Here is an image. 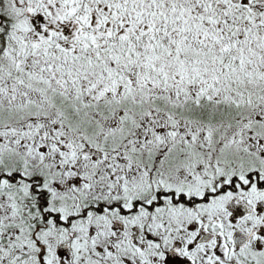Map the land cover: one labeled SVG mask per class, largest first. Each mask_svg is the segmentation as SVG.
<instances>
[{"label":"snow or ice","instance_id":"6c2138e0","mask_svg":"<svg viewBox=\"0 0 264 264\" xmlns=\"http://www.w3.org/2000/svg\"><path fill=\"white\" fill-rule=\"evenodd\" d=\"M0 264H264V0H0Z\"/></svg>","mask_w":264,"mask_h":264}]
</instances>
